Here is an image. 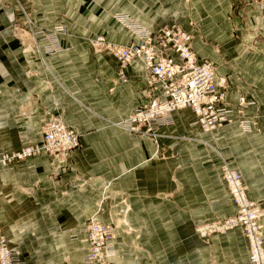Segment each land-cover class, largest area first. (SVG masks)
Segmentation results:
<instances>
[{"label":"crops","instance_id":"crops-1","mask_svg":"<svg viewBox=\"0 0 264 264\" xmlns=\"http://www.w3.org/2000/svg\"><path fill=\"white\" fill-rule=\"evenodd\" d=\"M117 13L135 17L155 33L173 21L193 33L191 22L198 20L207 30L204 24L222 16L175 14V0H0V151L19 150L22 137L41 142L45 126L55 118L79 134V146L66 157L43 153L9 172L0 166V229L10 247L26 256L27 264H80L79 244L63 231L84 226L110 186L125 199L114 209L129 205L130 226L144 231L123 237L130 256L119 255L113 264H169L165 259L172 253L163 245L169 240L153 229L164 217L163 204L153 196L168 192L164 180L170 171L160 150L166 154L175 147L182 150L186 132L200 137L205 132L192 128L194 115L189 109L174 113L175 124L159 131L157 143L135 140L116 125L135 108L147 106L156 92L140 61L127 67L125 81L119 75V62L106 44L125 46L136 38L113 20ZM57 28L64 30L60 44L71 49L45 55L46 42L35 32ZM99 37L104 39L101 44ZM193 45L200 57L209 58L207 47ZM239 93L243 92L231 81L230 100ZM235 127L217 134L229 139ZM263 147L264 140L252 134L237 146L235 161L252 199L261 206ZM203 155L209 156L204 150ZM183 191L176 193L178 201ZM117 198L115 203L121 202ZM182 202L187 203L186 198ZM178 205L176 237L193 250L175 253V264H212L213 258L220 264L247 263L246 238L214 235L209 244H202L188 235L190 226L183 220L190 206ZM18 244H27L28 251Z\"/></svg>","mask_w":264,"mask_h":264},{"label":"built area","instance_id":"built-area-1","mask_svg":"<svg viewBox=\"0 0 264 264\" xmlns=\"http://www.w3.org/2000/svg\"><path fill=\"white\" fill-rule=\"evenodd\" d=\"M62 28L39 30L35 35L46 42L45 55L70 50L59 41ZM137 41L117 46L106 44L119 62V75L126 80L127 67L140 61L150 77V86L156 91L149 104L137 107L122 122L121 129L135 140L150 139L157 143L159 131L175 124L174 113L189 109L194 115L192 128L210 132L226 121L244 115L253 103L248 96L239 93L230 100V84L226 76L218 73L210 59L200 57L193 47V34L180 25L166 26L158 32L134 28ZM102 37L98 43H103ZM249 121L242 124L248 125ZM79 146V134L75 129L55 118L44 128L41 142L24 140L23 147L15 153L0 151V165L12 171L18 164L46 153L54 157H66ZM222 176L231 196L235 215L223 224H209L198 232L206 237L214 233L241 228L248 242V261L245 264H264V235L261 227L262 210L252 202L245 190L241 174L229 164L222 166ZM68 238L79 244L82 252L80 264H113L122 247L112 224L103 223L98 215L92 216L84 226L67 229ZM0 264H27L26 257L10 247L0 229Z\"/></svg>","mask_w":264,"mask_h":264},{"label":"rangeland","instance_id":"rangeland-1","mask_svg":"<svg viewBox=\"0 0 264 264\" xmlns=\"http://www.w3.org/2000/svg\"><path fill=\"white\" fill-rule=\"evenodd\" d=\"M175 14L222 15L221 17L219 15L214 16L211 24H204L207 30L200 28L198 20L195 23L191 22L190 28L194 30L192 31L193 44L199 42L207 47L211 51L207 59L215 63L217 70L232 76V79L226 77L228 83L231 85L232 81L254 104L248 107L241 117L226 121L221 127L205 132V135H201V137L186 132L183 136L186 143H184L182 150L175 147L174 152L172 150L167 154L164 150H160L161 158L165 160L170 171L165 174L164 180L165 191L168 192L153 196L154 200L163 204L162 208L164 209L163 220L153 229L156 234L161 235L166 240H171L170 243L168 241L163 244L169 247L172 253L168 259H165V263L169 264H175V253L177 255L183 250H193L186 245L184 240L180 241L176 237L178 227L175 226V218L178 216L176 211V207L179 206L178 203L184 205L188 203L190 206L191 210H184L189 215L183 213V220H185L186 225L190 226L189 232L187 231L188 235L195 237L202 244H209L214 235H241L245 238L241 228L214 233L206 237L201 236L198 230L209 224H223L231 220L236 213L228 187L222 176L224 163L229 164L232 169L241 174L246 193L249 199H252L248 183L235 167L236 150L237 146L245 144V141L251 138L252 134L264 140V0H175ZM113 20L130 32L134 38H136L134 28L141 27L151 31L138 19L125 13L114 14ZM199 21L202 23L207 20L199 19ZM172 25H175V21L168 26ZM252 108L255 110L248 113ZM243 121L250 123L245 125L242 124ZM231 125L236 127L234 132L229 134L231 135L229 139L225 137L227 134H217L220 130ZM24 140L28 139L21 138V148ZM29 141L34 142L30 139ZM21 148L6 153L12 154L20 151ZM249 149L251 148L249 147ZM203 150L209 155L206 158L203 155ZM260 156L264 160V147ZM1 168L5 171L4 167L1 166ZM181 190H184V193L181 195V200L178 201L176 193ZM117 197L120 198L121 202L115 203L118 200ZM182 198H186L187 203L182 202ZM123 201L125 203L123 194L110 186L108 192L101 195L95 215L106 218L114 227L115 235L122 243L118 256L129 257L130 251H128L123 237L143 234L144 231L130 226L128 221L129 205L126 204L124 208L114 209L120 203L122 205ZM251 201L262 210L260 223L264 235L262 222L264 206L259 205L254 199ZM63 234L68 236L65 231ZM19 245H21L20 250L28 251L29 246L27 244ZM34 245L37 246V244ZM123 249L124 251H122ZM212 264H220V261L213 258ZM222 264L227 263L223 262Z\"/></svg>","mask_w":264,"mask_h":264},{"label":"bare ground","instance_id":"bare-ground-1","mask_svg":"<svg viewBox=\"0 0 264 264\" xmlns=\"http://www.w3.org/2000/svg\"><path fill=\"white\" fill-rule=\"evenodd\" d=\"M62 33V32H61ZM43 49V48H42Z\"/></svg>","mask_w":264,"mask_h":264}]
</instances>
